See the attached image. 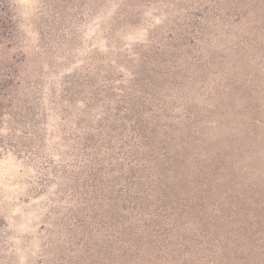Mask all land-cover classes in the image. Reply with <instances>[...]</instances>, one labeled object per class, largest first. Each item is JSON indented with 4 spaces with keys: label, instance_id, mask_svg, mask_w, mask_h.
I'll return each mask as SVG.
<instances>
[{
    "label": "rangeland",
    "instance_id": "1",
    "mask_svg": "<svg viewBox=\"0 0 264 264\" xmlns=\"http://www.w3.org/2000/svg\"><path fill=\"white\" fill-rule=\"evenodd\" d=\"M0 264H264V0H0Z\"/></svg>",
    "mask_w": 264,
    "mask_h": 264
},
{
    "label": "trees",
    "instance_id": "2",
    "mask_svg": "<svg viewBox=\"0 0 264 264\" xmlns=\"http://www.w3.org/2000/svg\"><path fill=\"white\" fill-rule=\"evenodd\" d=\"M136 130H134L135 132ZM153 131V130H152ZM153 134L155 135V130L153 131ZM144 140H145V143L150 144V142L152 144H154V137H151V136H144ZM143 140V141H144ZM149 140V142H147ZM130 149H129V153H132L133 156H138L140 153H139V146H141V144H137V143H131V144H128ZM149 147V145H148ZM181 149L183 151H185V155L182 154V156H180L178 153H180V150H178L177 148H172V147H169V148H166L165 149V152L158 156L156 154H152L155 152V147L154 145L151 146L150 149H152L151 153L150 154H147V156L143 159L144 161H146V164H144L145 166H143L144 168L142 169H138L136 170L134 166H132V168H130V171L132 172L133 174V180H130V178L125 181V183L127 184L128 182V188L125 189V193L122 194V193H118V195L116 196V199L115 201H129L130 200H140L139 197L136 196V189H140L142 188V190L138 191V193L140 192H143V191H151V194H155V196H159L160 193H166L167 192V189L170 187H173L174 185L170 184L172 182H167L166 179H168V171H170L171 173H175L176 175L178 174V168H180L181 166H188L187 162H190L188 160V157H193V161H197V162H200V159L195 156L194 158V155H190L188 153V150H186V147L185 146H180ZM195 147V146H194ZM193 147V148H194ZM192 148V147H191ZM125 152L122 151L121 152V155H124ZM91 155V154H90ZM127 154H125V156H127ZM141 156V155H140ZM139 156V158H141ZM206 157V156H204ZM94 159L95 158H88V161L92 164L94 163ZM202 160V159H201ZM205 163L204 164H201L199 166H196V165H192L191 166V169H190V176L193 177V183L197 184L200 177L204 178L205 180L209 177L210 181H209V188H212L214 186V179H213V174H215L217 172V170H215V165L218 163H221V159H218V158H213V157H208L205 159ZM189 168V166H188ZM222 168V167H221ZM215 170V172H214ZM179 175V174H178ZM202 175V176H201ZM155 179H159L158 181H156ZM180 179V178H178ZM180 181L181 180H177L175 182L179 183L180 184ZM204 182V181H203ZM174 183V182H173ZM162 184V185H161ZM147 185V187H145ZM160 185V187H159ZM161 188H162V192H161ZM164 188V189H163ZM167 188V189H166ZM134 191L135 195L133 196L132 195V192ZM128 196V197H126ZM161 197V196H160ZM234 197V196H233ZM141 199H146L147 201H149L148 197L146 195L142 196ZM161 199V198H160ZM159 199V200H160ZM96 203V202H95ZM119 202H115V206L113 207V215H118V218L122 217L124 218V216H120L118 214V208H127L125 207L126 204H118ZM144 204V203H143ZM142 204V205H143ZM120 205V206H118ZM132 205L130 207V212H129V218L132 220V219H135L136 216H137V212L136 211V207L138 206L137 204L134 205V202H132ZM171 205H174V204H171ZM179 206L181 205L178 204ZM167 208H169V206L167 205L166 206ZM138 208V207H137ZM180 210V209H179ZM159 216V214H158ZM163 217V216H161ZM128 218V219H129ZM168 220V223L170 224H175L179 218L178 216H176V214H173L172 216H169L167 218ZM117 224H121L120 220H117ZM200 225V224H199ZM147 227V228H146ZM143 231H149L150 230V226L147 224H145V227L142 228ZM91 231H87V234L90 233ZM126 234V233H125ZM128 243L129 244H132V243H136V244H144V241L143 240H140V241H137L136 239L134 238H130L128 237ZM133 245V244H132ZM165 245H168V244H165ZM119 249L122 250V246L119 245Z\"/></svg>",
    "mask_w": 264,
    "mask_h": 264
}]
</instances>
